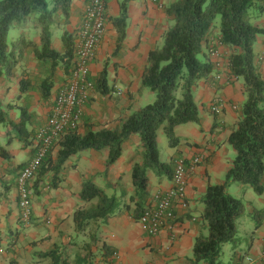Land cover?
I'll list each match as a JSON object with an SVG mask.
<instances>
[{
  "label": "trees",
  "instance_id": "16d2710c",
  "mask_svg": "<svg viewBox=\"0 0 264 264\" xmlns=\"http://www.w3.org/2000/svg\"><path fill=\"white\" fill-rule=\"evenodd\" d=\"M72 1L0 0V81L16 77L18 68H21L18 94L7 104L0 98V126L12 131V139L21 144L27 145L33 132L29 127L35 123V113L30 110L34 104L32 94L38 96V102H48L58 73H62L65 81L69 75L78 28L61 33L59 52L52 48V32L59 25L69 23ZM131 1L119 0V13L111 19L117 34L116 48L125 38ZM165 12L171 25L161 46L149 51L140 79L141 87L154 96L153 101L130 114L113 129L94 132L85 128L83 133H64L58 140L55 158L50 155L52 145L36 174L51 171L54 176L51 185L56 187L55 181L69 157L84 150L106 149L105 167H108L119 158L129 137L136 136L140 151L136 150L135 154L139 160L131 170L132 193L125 207L130 217L137 221L149 201L148 172L170 180L173 177L175 160H159L157 133L161 130L168 146L175 147L174 129L179 125L199 123L194 90L200 81L216 85L214 76L220 69L208 54L210 45L216 43L229 50L225 67L228 76L242 82L244 101L239 108L240 118L227 139L234 157L223 181L208 184L199 199L203 208L195 222L205 225V234L195 238L188 264H241L247 250L240 255L235 251L240 242L236 221L245 205L226 190L231 183H239L249 186L258 197L264 194V74L256 65L254 53L258 37L264 36V28L254 22L264 15V0H175ZM11 29L20 32L16 38L8 39ZM34 31L38 34L37 40L28 36ZM215 31L217 36H214ZM28 61L35 62L34 70L27 68ZM92 82L101 94H109L112 90L106 85L104 71ZM10 112L17 114L18 121L14 122ZM9 157L0 145V159L8 160ZM78 197L89 205L77 208L72 215L76 233H83L90 224L112 218L120 207L115 196L106 195L91 180L82 183ZM249 215L255 225L254 233L264 224V207L254 209ZM90 238L94 237L91 235ZM229 242L233 243L231 259L222 262V246ZM93 244L89 239L85 254L77 255L73 263L92 264L90 249ZM104 249L107 250V259L114 258L113 250ZM39 256L48 258L49 264H68V258L56 248Z\"/></svg>",
  "mask_w": 264,
  "mask_h": 264
},
{
  "label": "crops",
  "instance_id": "0c3cea01",
  "mask_svg": "<svg viewBox=\"0 0 264 264\" xmlns=\"http://www.w3.org/2000/svg\"><path fill=\"white\" fill-rule=\"evenodd\" d=\"M175 0H132L128 4L126 33L119 48H116V31L111 19L119 13V0H105V33L97 45L95 55L89 64V78L97 80L102 71L109 94H101L97 89L91 94L83 106L78 133L85 128L94 132L102 129H113L130 114L150 104L154 96L140 85L143 68L149 51L160 47L163 36L171 25L165 10ZM86 0H73L72 10L67 25H59L57 32H72L81 23ZM258 26L264 28L263 15ZM38 39L36 31L28 34ZM32 36V37H31ZM53 36V34H52ZM217 36V31L214 32ZM52 48L61 50L60 37H54ZM221 57L211 59L224 68L229 50L219 47ZM207 52V51H206ZM255 61L261 74H264V36L258 37L254 45ZM33 62V61H32ZM27 68L35 69V62L28 61ZM21 68L16 77L0 81V98L4 104L11 102L18 94V83ZM63 75L58 73V80L52 89L51 98L46 103L38 102V96L32 94L34 104L31 111L35 113L32 136L27 145L12 139L13 133L1 127V146L10 155L8 160L0 159V264H49L48 258L40 257L49 250L56 248L68 258V264H75L77 255L85 254L89 239L92 264H188L192 257L194 240L205 234V225L195 222L203 206L199 202L208 184H220L224 173L234 157L227 139L238 122L239 107L244 101L242 82L236 80L225 85L223 82L200 81L194 90V101L198 108L199 123L179 125L174 129L177 145L164 148V159H183L187 164L198 155L203 161L196 166L187 182L186 201L188 207L182 211L176 209V220L170 231L161 230L156 236L149 237L141 225L130 217L125 204L130 202L132 185L130 181L133 164L138 162L136 150L140 151L139 139L131 136L123 144L119 158L110 166L105 167L108 150H84L69 157L63 164L53 187L51 171H39L28 181L31 198V214L28 224L20 220V208L16 179L35 153L34 134L43 126L51 113L54 97L63 85ZM117 92V93H116ZM216 97H221L223 106L216 116L210 111V105ZM236 106L233 110L232 107ZM14 122L17 114L10 112ZM163 132L157 133L158 143L163 141ZM9 141V142H7ZM56 141L50 151L55 158L59 145ZM149 195L163 192L171 188L172 182L167 177H158L148 172ZM91 180L93 185L105 191L108 196H115L120 201L116 214L107 220L90 224L83 233H76L72 221L74 211L86 207L78 197L82 183ZM264 207V194L257 198ZM261 208V207H260ZM258 208V209H260ZM261 230V233H257ZM94 238H90V236ZM246 257L252 258L248 263L262 264L264 246V224L245 240ZM113 250L116 257L107 259V250ZM237 248V247H236ZM240 255L239 249H235ZM105 255V256H103ZM89 262V263H90Z\"/></svg>",
  "mask_w": 264,
  "mask_h": 264
},
{
  "label": "built area",
  "instance_id": "2783aa9c",
  "mask_svg": "<svg viewBox=\"0 0 264 264\" xmlns=\"http://www.w3.org/2000/svg\"><path fill=\"white\" fill-rule=\"evenodd\" d=\"M105 11V0H86L81 23L75 34L74 55L69 75L54 97L51 113L45 124L36 132L33 139L35 142L34 155L17 176L18 205L24 224H28L31 214L28 181L35 177L41 160L51 146L64 133L78 130L83 106L95 91L94 84L89 78V64L105 33ZM219 47L221 46L216 43L210 45L208 48L210 58L219 59L221 57ZM217 67L221 68L219 64ZM214 77L217 82H223L225 85L235 80L232 76H228L225 66ZM223 104V99L216 97L210 105L211 113L218 114ZM232 109L235 110L236 106ZM202 161L203 156L201 155L193 157L188 164L183 159L174 161L171 188L163 192H155L137 220L147 236L154 237L161 230H172L173 220L176 219V209L184 211L188 207L186 201L188 178L192 170ZM114 257H116L115 254ZM262 257H264V246ZM245 261L251 263L253 260L246 257Z\"/></svg>",
  "mask_w": 264,
  "mask_h": 264
},
{
  "label": "rangeland",
  "instance_id": "374dc122",
  "mask_svg": "<svg viewBox=\"0 0 264 264\" xmlns=\"http://www.w3.org/2000/svg\"><path fill=\"white\" fill-rule=\"evenodd\" d=\"M254 22L255 24L258 23L259 18L257 20H254ZM19 32L20 30L18 29H11L8 33V39L16 38L19 35ZM52 34H53L52 36V41H53L54 37H57V38L60 37L61 32L60 31L57 32V28H54ZM32 63L33 62H31V64ZM0 130H1V126H0ZM160 140L163 141V144L161 142L158 143V151L161 152L160 159L162 160L165 157L164 148L167 144L166 143L167 140L164 135L163 137H161V139H159V141ZM0 143H3L1 139H0ZM226 191L233 198L240 199L245 205L242 215L236 221V230H237L236 234L240 241L239 243H237L236 249L240 248V252H242L246 248L245 240H248V237L253 233L255 229L254 222L250 218L249 212L253 211L254 209H258L260 207L262 208L263 206H261V204L257 201V198L259 197L247 185H241L239 183H231L227 187ZM257 233L258 234L261 233V230H259ZM232 247H233L232 242L226 243L222 246L220 261L222 262L230 261L231 255H232Z\"/></svg>",
  "mask_w": 264,
  "mask_h": 264
}]
</instances>
